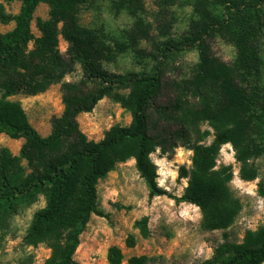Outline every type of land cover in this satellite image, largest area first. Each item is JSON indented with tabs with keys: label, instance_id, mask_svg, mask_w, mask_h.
<instances>
[{
	"label": "trees",
	"instance_id": "1",
	"mask_svg": "<svg viewBox=\"0 0 264 264\" xmlns=\"http://www.w3.org/2000/svg\"><path fill=\"white\" fill-rule=\"evenodd\" d=\"M18 1L15 14L0 8V23L12 22L10 30L0 33V133L9 138H22L17 156L0 149V210L10 209L14 202L31 203L38 193L44 195V205L33 212L22 240L25 244L44 243L49 255L42 264H79L73 259L78 236L90 214L96 210L95 184L111 170L115 163L128 158L143 180L147 198L166 192L155 182V166L148 155L159 148L163 154L174 147L172 138L153 130L149 122L150 101L160 89L161 60L149 73H130L125 76L109 75L95 63L98 52L91 33L76 23V11L86 0H2ZM162 4L171 0H160ZM48 6L47 18L37 21L39 36L29 31V20L35 6ZM264 0H216L219 11L210 12L204 1L193 5L196 19L189 23V40L197 51V63L192 76L177 86L178 94L193 99L191 108L176 101L156 106L159 118L177 117L180 123L195 134L189 145V167L180 165L177 177L185 178L186 185L175 202L196 206L206 228H224L234 215L227 183L231 179L228 165L214 168L220 145L228 143L233 157L239 163L241 180H252L255 170L249 162L263 148L252 139L264 121V97L257 96L243 84L248 76L257 74L260 58L253 43L262 26L259 6ZM140 7L138 0H118L115 8H126L134 13ZM59 25V27H58ZM215 34L229 40L235 47L233 64L228 66L215 58L207 39ZM67 44V58L57 49V36ZM31 42L30 48H27ZM174 44H164L161 57ZM81 65V77L72 82L61 81L62 108L50 119V130L40 136L28 123L16 101L7 97L21 93L34 95L48 85L59 82L71 71L72 61ZM125 89L121 94L117 90ZM103 96H108L128 110L126 126H111L97 141L86 139L78 129L76 115L89 112ZM259 109V112H255ZM170 111V113L168 112ZM206 122L212 128L209 143L201 140L205 131L198 124ZM181 129L174 134H181ZM175 137V136H174ZM23 160L27 172L18 166ZM257 191L264 199V182ZM133 227L141 237L148 233L146 218L134 220ZM126 247L133 245L126 237ZM122 254L110 246L106 252L109 264H119ZM143 255H131L126 264H147ZM264 262V225L246 230L240 242L224 241L218 244L210 258L199 264H261Z\"/></svg>",
	"mask_w": 264,
	"mask_h": 264
},
{
	"label": "rangeland",
	"instance_id": "2",
	"mask_svg": "<svg viewBox=\"0 0 264 264\" xmlns=\"http://www.w3.org/2000/svg\"><path fill=\"white\" fill-rule=\"evenodd\" d=\"M117 1L86 0L77 8L76 23L91 33L98 52L95 63L109 75L149 73L161 60L160 89L150 101L149 122L153 121L154 127L150 132L172 138L174 147L163 154L156 147L148 157L155 166V182L166 194L147 198L146 186L134 168L133 159L115 163L96 181L98 214H90L78 236L73 259L79 264H109L107 249L116 246L122 254L119 264H126V258L131 255L145 256L147 264H199L211 257L218 244L240 242L246 230L264 225V199L257 191L258 183L264 182V121L259 120L258 130L252 134L253 142L263 148L249 161L255 170L252 180L239 178V163L234 160L231 146L228 143L220 145L214 168L219 165L230 167L227 189L234 215L224 228H206L196 206L173 199L186 185L185 178L177 177V168L180 165L189 167L191 151L188 147L195 134L177 117L159 118L153 111L154 107L166 106L177 98L182 107L193 106V99L178 94L176 88L192 76L197 63L196 48L189 40V23L197 18L193 5L200 0H171L166 4L160 0H138L140 7L134 13L126 8H115ZM203 1L210 12L218 13L216 0ZM19 5L18 1L0 0V8L8 14H15ZM258 8L262 26L253 43L260 58V68L243 84L258 97H264V2ZM47 11V4L40 2L32 12L29 31L34 38L39 36L36 23L47 18ZM12 26V22L0 23V33ZM207 43L215 58L228 66L233 64L235 47L229 40L215 34L207 39ZM164 44H174L177 49H170L161 57ZM30 46L31 42H28L27 48ZM66 47V42L58 35L57 49L63 58L68 57ZM81 75L80 62L74 59L71 71L44 91L34 95L17 93L7 98L18 102L31 127L40 136H45L50 130V119L58 116L62 108L60 82L76 81ZM117 91L126 93L125 89ZM75 119L86 139L97 141L111 126H126L129 112L103 96L89 112L78 113ZM179 129L181 134L175 135L174 131ZM198 129L206 132L201 141L209 143L212 128L206 122H200ZM22 142V138L12 139L0 133V149L10 156H17ZM18 166L22 174L27 172L23 160ZM44 200V195L38 193L31 203L15 201L12 208L0 210V264H42L49 255V248L44 243L28 245L22 240L33 212L43 207ZM141 217L146 218L148 233L145 237L139 236L133 227L134 220ZM128 236L133 239L131 247L124 244Z\"/></svg>",
	"mask_w": 264,
	"mask_h": 264
}]
</instances>
